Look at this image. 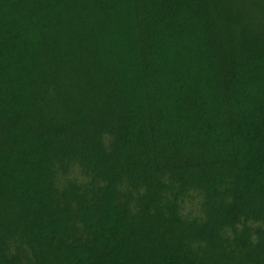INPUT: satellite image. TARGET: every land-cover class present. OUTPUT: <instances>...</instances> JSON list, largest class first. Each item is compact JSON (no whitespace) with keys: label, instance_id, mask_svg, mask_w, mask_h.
Listing matches in <instances>:
<instances>
[{"label":"trees","instance_id":"1","mask_svg":"<svg viewBox=\"0 0 264 264\" xmlns=\"http://www.w3.org/2000/svg\"><path fill=\"white\" fill-rule=\"evenodd\" d=\"M0 264H264V5L0 0Z\"/></svg>","mask_w":264,"mask_h":264},{"label":"rangeland","instance_id":"2","mask_svg":"<svg viewBox=\"0 0 264 264\" xmlns=\"http://www.w3.org/2000/svg\"><path fill=\"white\" fill-rule=\"evenodd\" d=\"M261 5H264V0H258ZM86 178L82 175L78 167H74L70 173L60 178L61 182L77 181L83 182ZM202 198L196 192H190L182 201L181 214L185 218H195L202 216L201 211Z\"/></svg>","mask_w":264,"mask_h":264}]
</instances>
